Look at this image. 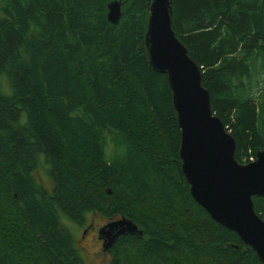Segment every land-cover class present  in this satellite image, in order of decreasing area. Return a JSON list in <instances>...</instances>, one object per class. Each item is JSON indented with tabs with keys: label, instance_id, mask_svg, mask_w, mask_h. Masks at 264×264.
Returning <instances> with one entry per match:
<instances>
[{
	"label": "trees",
	"instance_id": "1",
	"mask_svg": "<svg viewBox=\"0 0 264 264\" xmlns=\"http://www.w3.org/2000/svg\"><path fill=\"white\" fill-rule=\"evenodd\" d=\"M150 3L0 0V264H85L69 226L89 215L142 232L102 251L106 264H261L190 195L167 76L147 61ZM172 29L235 160L251 162L264 151V0H172Z\"/></svg>",
	"mask_w": 264,
	"mask_h": 264
},
{
	"label": "water",
	"instance_id": "2",
	"mask_svg": "<svg viewBox=\"0 0 264 264\" xmlns=\"http://www.w3.org/2000/svg\"><path fill=\"white\" fill-rule=\"evenodd\" d=\"M121 13L119 1L108 3L107 22L115 25ZM144 44L148 64L167 76L180 131L181 171L191 197L264 264V221L255 213L252 201L253 197L264 198V151H257L247 164L235 160V141L213 113L199 68L172 29V0H151ZM125 235L141 236L142 232L121 217L100 227L97 240L107 252Z\"/></svg>",
	"mask_w": 264,
	"mask_h": 264
},
{
	"label": "rangeland",
	"instance_id": "3",
	"mask_svg": "<svg viewBox=\"0 0 264 264\" xmlns=\"http://www.w3.org/2000/svg\"><path fill=\"white\" fill-rule=\"evenodd\" d=\"M106 221L98 215H89L85 226H69V230L76 240V245L81 248L85 264H106L109 260V255L102 252L101 242L97 240V230L105 225ZM91 224L93 225L91 226ZM89 227L91 228L88 229Z\"/></svg>",
	"mask_w": 264,
	"mask_h": 264
},
{
	"label": "flooded vegetation",
	"instance_id": "4",
	"mask_svg": "<svg viewBox=\"0 0 264 264\" xmlns=\"http://www.w3.org/2000/svg\"><path fill=\"white\" fill-rule=\"evenodd\" d=\"M93 224H91V226H92ZM91 227H89L88 229H90ZM93 228V227H92ZM98 231V230H97Z\"/></svg>",
	"mask_w": 264,
	"mask_h": 264
},
{
	"label": "built area",
	"instance_id": "5",
	"mask_svg": "<svg viewBox=\"0 0 264 264\" xmlns=\"http://www.w3.org/2000/svg\"><path fill=\"white\" fill-rule=\"evenodd\" d=\"M253 161V160H252Z\"/></svg>",
	"mask_w": 264,
	"mask_h": 264
}]
</instances>
